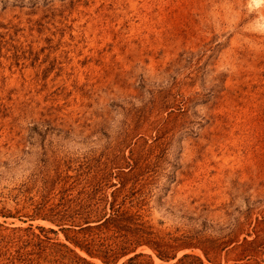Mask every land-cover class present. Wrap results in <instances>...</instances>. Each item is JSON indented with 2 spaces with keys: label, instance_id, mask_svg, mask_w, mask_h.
<instances>
[{
  "label": "rangeland",
  "instance_id": "rangeland-1",
  "mask_svg": "<svg viewBox=\"0 0 264 264\" xmlns=\"http://www.w3.org/2000/svg\"><path fill=\"white\" fill-rule=\"evenodd\" d=\"M139 254L264 264V0H0V264Z\"/></svg>",
  "mask_w": 264,
  "mask_h": 264
},
{
  "label": "trees",
  "instance_id": "trees-1",
  "mask_svg": "<svg viewBox=\"0 0 264 264\" xmlns=\"http://www.w3.org/2000/svg\"><path fill=\"white\" fill-rule=\"evenodd\" d=\"M133 219L130 217H127L123 214H114L110 216L106 222H112L115 224V228L117 230V233H119V239L120 243H117L116 246L112 249L113 253L110 251V256H116L120 254L122 251H125L128 249V247L137 245V246H142L146 245L150 247L151 249H156L154 246L151 244L150 241H148L146 238H144V235H147L146 232L141 230L140 228H134L133 227ZM138 227V226H137ZM151 235V234H149ZM142 254L136 255L135 257L131 258L128 264H132L134 260L139 258ZM109 257V256H108ZM158 257L163 260V261H169V257H165L162 253L158 254ZM103 263L105 264H115L116 261L111 262L109 260L103 259Z\"/></svg>",
  "mask_w": 264,
  "mask_h": 264
}]
</instances>
